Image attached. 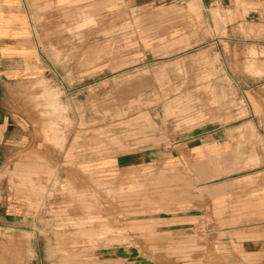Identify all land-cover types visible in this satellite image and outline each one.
Returning a JSON list of instances; mask_svg holds the SVG:
<instances>
[{"label": "rangeland", "instance_id": "1", "mask_svg": "<svg viewBox=\"0 0 264 264\" xmlns=\"http://www.w3.org/2000/svg\"><path fill=\"white\" fill-rule=\"evenodd\" d=\"M190 15L151 0L70 29L64 60L54 48L53 85L38 79L21 105L35 144L0 153V264H264V157L240 127L262 113L264 53L190 45Z\"/></svg>", "mask_w": 264, "mask_h": 264}, {"label": "crops", "instance_id": "2", "mask_svg": "<svg viewBox=\"0 0 264 264\" xmlns=\"http://www.w3.org/2000/svg\"><path fill=\"white\" fill-rule=\"evenodd\" d=\"M151 0H0V101L9 99L13 109L9 110L5 103H0V153L1 150L19 149L34 145L35 129L30 127L24 111L21 109L25 101V92L38 79H43L53 85L56 76L52 71L54 48L61 51V60L65 58L63 44L70 36V29L87 27L93 31L100 29L105 23L114 25L113 15L119 9L129 12L143 6ZM193 7L197 16L190 15L192 32H189L188 42L191 45L212 44L214 39L220 42H233L240 45H252L258 53H264V0H176ZM243 3L246 10H243ZM216 13L225 19L226 38L214 36ZM101 17H104L103 21ZM198 19V21L196 20ZM231 18V20H228ZM114 21V23H113ZM198 23L199 28L198 31ZM104 24V25H105ZM253 26L257 34L239 37V27ZM181 17L176 19V27H182ZM234 29V35L230 29ZM238 36L237 39H235ZM60 47V48H58ZM264 60V55H259ZM67 78L65 67L61 68V79ZM258 82L259 97L264 98V75L254 76ZM64 91L63 84L56 86ZM7 104V103H6ZM262 113L245 118L242 126H249L257 135L254 150L264 157V106L260 102ZM244 131V130H243ZM229 142L224 132L220 137L210 135L206 149L215 151L224 149ZM22 143H24L22 145ZM196 153H200L197 147ZM253 173L245 174L244 177ZM255 184L252 185L254 188ZM256 186H259L257 184Z\"/></svg>", "mask_w": 264, "mask_h": 264}]
</instances>
